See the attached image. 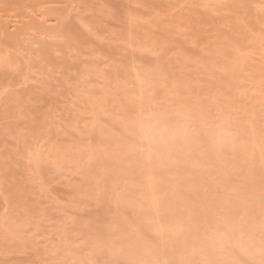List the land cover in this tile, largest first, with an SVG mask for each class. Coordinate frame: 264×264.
Here are the masks:
<instances>
[{"label":"rangeland","instance_id":"rangeland-1","mask_svg":"<svg viewBox=\"0 0 264 264\" xmlns=\"http://www.w3.org/2000/svg\"><path fill=\"white\" fill-rule=\"evenodd\" d=\"M0 264H264V0H0Z\"/></svg>","mask_w":264,"mask_h":264}]
</instances>
